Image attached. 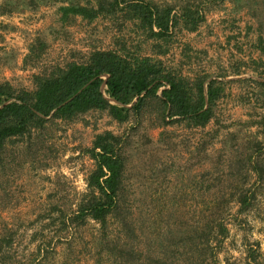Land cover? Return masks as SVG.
Returning <instances> with one entry per match:
<instances>
[{
    "label": "rangeland",
    "instance_id": "1",
    "mask_svg": "<svg viewBox=\"0 0 264 264\" xmlns=\"http://www.w3.org/2000/svg\"><path fill=\"white\" fill-rule=\"evenodd\" d=\"M17 1L29 6L0 13V83L15 90L32 91L33 76L85 62L94 51L120 53L124 44L130 58L160 60L189 82L207 75L222 92L203 129L170 119L161 126L150 101L125 123L92 111L7 145L0 164V264H130L117 252L131 248L140 258L135 264H154L150 256L159 253L187 264L199 250L202 264H246L249 251L264 264V188L254 189L245 213L235 199L255 180L237 158L264 138V0H144L176 12L187 3L203 17L195 32L178 26L165 41L147 39L120 12L62 20L60 8L94 7V0H35L36 8ZM159 48L166 55L158 56ZM104 132L123 137L120 209L134 236L111 217L105 239L94 221L74 219L94 167L86 150ZM217 224L227 235L213 262Z\"/></svg>",
    "mask_w": 264,
    "mask_h": 264
},
{
    "label": "trees",
    "instance_id": "2",
    "mask_svg": "<svg viewBox=\"0 0 264 264\" xmlns=\"http://www.w3.org/2000/svg\"><path fill=\"white\" fill-rule=\"evenodd\" d=\"M34 1L30 0L32 8H36ZM94 1V7L69 3L60 8L62 20L81 17L92 21L101 15L120 12L125 20L145 32L147 39L163 41L170 38L178 26L193 33L203 22L200 13L187 3L176 12L172 5L160 6L152 1ZM20 5L29 6L25 2L5 0L0 13L11 14L20 9ZM120 50V53L94 51L85 62H69L46 74L35 75L32 77V91L15 90L9 83H0V164L7 145L25 138L30 140L33 133L45 130L50 122L72 121L92 111L105 112L121 124L131 116L140 117L147 104L155 101L161 126L168 125L167 119L186 122L188 128L203 129L209 124L213 118V106L222 92L216 80L203 75L189 82L174 71L165 69L159 60L138 56L130 58L128 53L125 54L124 44ZM165 53L160 48L157 51V55ZM260 86L264 92V83ZM262 127L264 130V120ZM262 135L264 137V133ZM122 143L123 137L104 132L97 135L92 147L86 150L94 167L86 179L87 191L77 205L74 219L82 222L89 219L97 223L103 239L107 237L109 217L116 219L121 230L126 234L129 232V236L135 234L120 209L125 167ZM263 143L252 144L251 153L237 158V164L247 165L255 178L251 187L240 189L235 196L240 213L251 208L254 189L264 188ZM237 174L240 175L239 168ZM211 231L216 242L209 253L215 262L227 230L223 224H217ZM199 239L204 240V237L200 235ZM117 253L122 263L140 262L133 248L129 251L120 249ZM197 254V258L187 264H202L203 252L199 250ZM248 257L246 264H260L252 251ZM150 258L154 264H172L161 253Z\"/></svg>",
    "mask_w": 264,
    "mask_h": 264
},
{
    "label": "crops",
    "instance_id": "3",
    "mask_svg": "<svg viewBox=\"0 0 264 264\" xmlns=\"http://www.w3.org/2000/svg\"><path fill=\"white\" fill-rule=\"evenodd\" d=\"M209 41H214V40H209ZM220 41H222V40H220ZM227 43V42H226ZM164 55H166V54H159L158 56H164ZM148 58H150V57H148ZM152 59V58H151ZM160 61V60H159ZM161 62V61H160ZM162 63V62H161ZM162 65H163V63H162ZM164 67V66H163ZM165 68V67H164ZM166 69V68H165ZM172 71V70H171ZM175 72V71H174ZM175 74L177 75V76H179V77H181V78H183V79H187L185 76H181V75H179V73H177V72H175ZM198 77V76H197ZM196 78V76L192 79V81L194 80Z\"/></svg>",
    "mask_w": 264,
    "mask_h": 264
}]
</instances>
